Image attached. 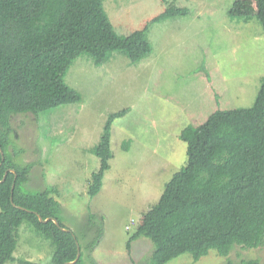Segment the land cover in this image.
<instances>
[{
	"label": "rangeland",
	"instance_id": "374dc122",
	"mask_svg": "<svg viewBox=\"0 0 264 264\" xmlns=\"http://www.w3.org/2000/svg\"><path fill=\"white\" fill-rule=\"evenodd\" d=\"M103 4L122 36L149 25L152 53L136 63L123 53L126 60L118 57L111 69L108 63L107 68L95 65L89 55L76 59L66 81L81 93V101L38 115L13 116L12 141L22 149L15 160L32 163L24 188L50 187L60 201L61 221L79 238L86 264H145L153 251L151 239H134L131 251L127 243L165 184L186 163L181 130L205 121L214 110L254 104L264 79V28L255 0ZM173 5L190 12L151 22ZM119 53L114 52V59ZM123 108L128 112L112 125L111 166L102 189L91 197L88 182L100 165L91 148L100 141L108 115ZM125 140H130L129 150L123 149ZM131 219L136 224L127 230ZM53 250L49 239L23 222L17 260L5 264H19L20 259L50 264ZM248 258L264 261V244L235 245L228 255L211 249L200 259L186 252L166 264H243Z\"/></svg>",
	"mask_w": 264,
	"mask_h": 264
},
{
	"label": "trees",
	"instance_id": "16d2710c",
	"mask_svg": "<svg viewBox=\"0 0 264 264\" xmlns=\"http://www.w3.org/2000/svg\"><path fill=\"white\" fill-rule=\"evenodd\" d=\"M255 3L257 19L264 28V0ZM189 12L188 7L173 5L151 22ZM148 26L120 35L103 0H0V264L17 260L14 252L23 222L51 241L54 250L50 264L74 261L77 241L81 243L71 230L52 220L40 221L38 213L43 218L56 217L60 226L67 228L59 216L60 201L50 187L24 188L32 163L21 165L15 160L22 149L13 144L11 116L38 115L80 102L81 93L66 81L74 61L89 55L101 66L118 51L136 63L153 51L146 37ZM128 110L108 115L100 141L91 148L100 162L88 182L91 197L102 189L114 157L112 125ZM179 137L187 144L186 163L144 214L128 240V249L131 251L134 239L146 236L153 242V251L145 264H166L186 252L200 259L211 249L228 255L235 245L262 246L264 79L251 107L214 110L205 121L184 127ZM129 143L125 140L123 149L129 150ZM82 252L72 264H86ZM242 263L264 261L248 258ZM19 264L37 263L20 259ZM226 264L233 263L228 260Z\"/></svg>",
	"mask_w": 264,
	"mask_h": 264
},
{
	"label": "water",
	"instance_id": "95a60500",
	"mask_svg": "<svg viewBox=\"0 0 264 264\" xmlns=\"http://www.w3.org/2000/svg\"><path fill=\"white\" fill-rule=\"evenodd\" d=\"M0 151L3 153L1 147H0ZM13 171L15 172L14 169H13ZM13 188H14V186H13ZM38 217H39L40 221H42V222H44V223H45V222H48V221H50V220H52V221H54L59 227H61V226H60V223H59V220H58L56 217H47V218H43V217L41 216V214H39V213H38ZM61 228H62V227H61ZM62 229H64V230H68V229H66V228H62ZM77 245H78V252H77V256H76L75 260L72 261V262H67L66 264H72V263H75V262H77V260L80 258V256H81V247H80V245H79V241H77Z\"/></svg>",
	"mask_w": 264,
	"mask_h": 264
},
{
	"label": "crops",
	"instance_id": "0c3cea01",
	"mask_svg": "<svg viewBox=\"0 0 264 264\" xmlns=\"http://www.w3.org/2000/svg\"><path fill=\"white\" fill-rule=\"evenodd\" d=\"M114 53H112V55H111V57H110V59H109V61L108 62H106V63H104L103 65H101V66H103V67H105V68H110L111 69V65L114 63V62H116V61H118L119 60V58L118 57H121L122 58V60H126V58L124 57V55H122L123 53H119L118 55H117V58L116 59H114V55H113ZM126 56V55H125ZM127 57V56H126ZM113 59H114V61H113ZM158 59V55L156 56V57H154L151 61L152 62H154V61H156ZM113 62V63H112ZM108 63V65H107V67L105 66V64H107ZM108 71H109V69H107ZM102 76V75H101Z\"/></svg>",
	"mask_w": 264,
	"mask_h": 264
},
{
	"label": "built area",
	"instance_id": "2783aa9c",
	"mask_svg": "<svg viewBox=\"0 0 264 264\" xmlns=\"http://www.w3.org/2000/svg\"><path fill=\"white\" fill-rule=\"evenodd\" d=\"M136 224V220L135 219H131V221L129 222V224L126 226V229H130L132 226H134Z\"/></svg>",
	"mask_w": 264,
	"mask_h": 264
},
{
	"label": "flooded vegetation",
	"instance_id": "af4514ba",
	"mask_svg": "<svg viewBox=\"0 0 264 264\" xmlns=\"http://www.w3.org/2000/svg\"><path fill=\"white\" fill-rule=\"evenodd\" d=\"M16 115H19V114H16ZM13 116H15V115H12V116H11V124H12V117H13ZM12 127H13V125H12ZM13 130H14V128H13ZM14 133H15V130H14ZM0 152H1V151H0ZM10 170L13 171V169H11V168H10ZM7 174H8V171H6V173H5L4 176L6 177ZM5 177H4V179H5ZM4 179H3V180H4Z\"/></svg>",
	"mask_w": 264,
	"mask_h": 264
}]
</instances>
